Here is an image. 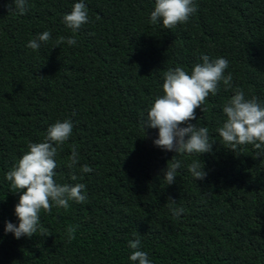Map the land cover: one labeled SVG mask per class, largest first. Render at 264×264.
Segmentation results:
<instances>
[{
	"label": "trees",
	"instance_id": "trees-1",
	"mask_svg": "<svg viewBox=\"0 0 264 264\" xmlns=\"http://www.w3.org/2000/svg\"><path fill=\"white\" fill-rule=\"evenodd\" d=\"M77 2L28 0L18 15L13 0H0V264H133L136 239L152 264H264V156L255 158L252 145L232 152L217 132L235 88L264 104V0H194L197 12L171 30L150 23L156 0H84L90 20L73 33L63 17ZM44 31L52 39L28 48ZM61 36L77 44L56 47ZM202 54L227 59L233 76L232 88L221 83L191 121L216 143L202 155L164 151L153 143L159 130L141 121L163 95L164 72H190ZM65 119L73 133L55 157L54 179L83 183L87 201L41 211L45 235L16 239L5 227L18 226L22 193L9 191L6 174ZM73 144L80 159L69 168ZM175 160L181 168L168 185L162 170ZM194 160L206 179L188 170ZM85 164L93 171L82 173Z\"/></svg>",
	"mask_w": 264,
	"mask_h": 264
},
{
	"label": "clouds",
	"instance_id": "clouds-1",
	"mask_svg": "<svg viewBox=\"0 0 264 264\" xmlns=\"http://www.w3.org/2000/svg\"><path fill=\"white\" fill-rule=\"evenodd\" d=\"M14 7L9 5V11L18 15H25L29 10L28 0H13ZM198 10L194 0H156L154 10L150 14V23L156 25L162 21L165 29H174L177 25L187 24L192 15ZM88 9L84 0L73 5L70 13L63 17V23L72 30L78 31L83 25L89 23ZM52 39L51 31H44L35 39L28 42L27 47L36 51L42 43ZM69 46L77 44L74 37H59L56 39V47L63 43ZM54 47V48H56ZM53 48V49H54ZM201 63H196L191 71L183 66L169 68L163 74V95L157 97L147 112V117L142 119V127L158 129V138L153 143L156 147L176 154L210 153L216 143L209 135L207 127H197L191 123L196 120V109L206 112V99L211 94L217 95L221 83L225 90L232 88L233 76L225 74L229 68V61L223 57L211 59L202 54ZM234 95L223 105L226 120L217 128L223 144L232 152L242 151L241 146L252 145L256 152L255 158L264 156V104L257 97L246 98L243 89L235 88ZM73 133V122L69 119L57 120L47 129V135L39 143H29V151L26 152L7 172L6 179L10 182V190L13 193H22L19 203L15 206V214L18 217V226L12 222H6L5 233H13L16 239L21 237L31 238L39 231L45 235V230L40 225V213L51 212L52 207L67 210L69 202L85 203L87 193L83 183L75 185L59 184L54 177L57 163L55 157L58 150L70 139ZM77 146H71L69 168H75L79 162ZM205 166L199 161H193L188 165V170L196 180H204L207 177ZM181 168V161L167 165L162 170L163 177L168 185L176 183L177 170ZM82 173L93 171L87 164L80 169ZM75 174L72 180H76ZM171 199V198H169ZM172 200V199H171ZM174 201V200H173ZM174 217L179 218L185 209H171ZM74 229H69V241L75 239ZM139 239L130 240L129 247L132 250L129 260L133 264H152L148 253L139 250Z\"/></svg>",
	"mask_w": 264,
	"mask_h": 264
}]
</instances>
